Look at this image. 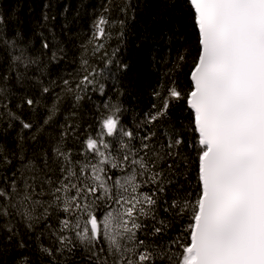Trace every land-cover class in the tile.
<instances>
[{
    "label": "snow or ice",
    "instance_id": "obj_1",
    "mask_svg": "<svg viewBox=\"0 0 264 264\" xmlns=\"http://www.w3.org/2000/svg\"><path fill=\"white\" fill-rule=\"evenodd\" d=\"M176 2L160 0L158 18L171 17ZM185 2L194 10L196 46L185 50L193 88L154 92L161 103L134 129L122 123L118 99L103 104L109 114L95 134L81 139V125L70 122L89 92L105 94L118 48L81 44L79 67L48 79L50 64L69 60L63 46L44 38L32 53L3 43L0 264L12 252L19 254L12 264H264V0ZM103 7L92 35L109 39L105 26L115 20L122 37L127 0ZM118 70L126 75L128 65ZM113 87L117 97L130 94ZM45 95L52 102L38 121ZM66 98L73 110L60 123ZM181 100L192 113L188 126L173 119L171 102ZM174 218L188 221L182 252L174 250L180 237L168 236Z\"/></svg>",
    "mask_w": 264,
    "mask_h": 264
},
{
    "label": "trees",
    "instance_id": "obj_2",
    "mask_svg": "<svg viewBox=\"0 0 264 264\" xmlns=\"http://www.w3.org/2000/svg\"><path fill=\"white\" fill-rule=\"evenodd\" d=\"M130 5L126 17L127 24L121 37L116 21L105 26V39L93 36L95 31L93 24L105 16L104 7L109 5V0H0V55L8 57V49L18 45L27 46L29 51L36 53L41 51L42 39L47 38L51 47L63 46L68 52V62L60 65H49L48 79H58L65 69L73 71L79 67L81 44L89 47L104 43L108 52L113 49L118 51L113 56V63L107 66L104 93L89 92L79 102L76 109L77 116L70 117V122L76 121L81 125V139L89 133L95 134L100 131L102 115H107L108 110L102 106L105 103L113 104L118 99L123 103L126 111L120 117L122 123L134 129L144 114L151 110L153 103H161L160 97L154 95L159 91L162 95L175 86L182 93L190 92L193 88L191 82L192 59L185 54V50L194 49L196 35L193 27L192 13L185 0H177L176 11L171 17L158 18L160 0H127ZM48 16L45 22L44 16ZM105 18H108L107 16ZM51 29V32L49 31ZM43 33V37L40 35ZM53 33L58 41L52 44ZM6 45H4V44ZM103 51V50H102ZM89 55L88 52L84 53ZM185 55L183 61L177 57ZM97 56L100 53L96 54ZM90 60L95 57L89 56ZM76 60L77 63H72ZM128 65L126 75L122 76L118 70L119 64ZM104 67L103 62L95 60L93 67ZM6 64H0V73L6 69ZM117 85L121 91L125 87L130 89V94L116 96ZM59 91V89H57ZM90 97V98H89ZM50 96L45 95L41 99L42 107L37 109L36 119L42 120L46 112L44 105L51 104ZM171 111L173 119H180L188 126L192 113L184 100L172 101ZM71 101L65 99L57 120L64 122L65 116L72 112ZM31 112L25 110L22 118L28 119ZM112 140L111 137H106ZM191 135L185 138V145L192 142ZM74 151L79 146L69 142ZM181 145L183 153L192 156V149ZM194 168V164H189ZM161 218L164 213L161 211ZM188 221L174 218L172 230L168 233L171 237H180V247L174 248L182 252V246L187 242ZM19 254L12 252L5 258L6 264H12Z\"/></svg>",
    "mask_w": 264,
    "mask_h": 264
},
{
    "label": "water",
    "instance_id": "obj_3",
    "mask_svg": "<svg viewBox=\"0 0 264 264\" xmlns=\"http://www.w3.org/2000/svg\"><path fill=\"white\" fill-rule=\"evenodd\" d=\"M192 82V81H191ZM192 86H193V83H192Z\"/></svg>",
    "mask_w": 264,
    "mask_h": 264
}]
</instances>
